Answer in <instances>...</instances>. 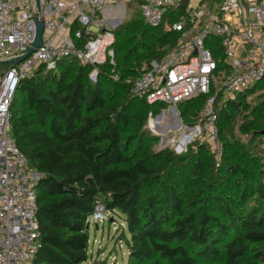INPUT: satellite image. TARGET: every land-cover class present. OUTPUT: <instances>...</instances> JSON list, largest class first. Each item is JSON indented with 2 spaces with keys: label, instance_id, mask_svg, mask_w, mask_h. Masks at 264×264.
<instances>
[{
  "label": "trees",
  "instance_id": "trees-1",
  "mask_svg": "<svg viewBox=\"0 0 264 264\" xmlns=\"http://www.w3.org/2000/svg\"><path fill=\"white\" fill-rule=\"evenodd\" d=\"M130 4L139 12L137 2ZM182 11V5L169 8L158 26L147 25L139 12L138 25L122 27L120 34L136 31L139 38L131 35L127 47L120 44L129 65L118 83L105 80L113 67L108 56L97 65L95 82L88 79L90 65L68 56L55 69L42 66L18 83L9 107L10 135L27 165L43 173L30 264H83L89 240L84 219L97 201L125 222L126 264H264V175L251 148L223 133L240 114L244 133L264 131V77L217 109L218 165L203 142L187 154L151 152L141 131L147 113L166 104L134 96L131 83L174 45L170 24ZM89 38L82 32L76 46L83 48ZM257 94L260 101L250 106L245 98ZM202 102L199 96L176 106L192 118ZM131 105L140 111L130 113Z\"/></svg>",
  "mask_w": 264,
  "mask_h": 264
},
{
  "label": "built area",
  "instance_id": "built-area-1",
  "mask_svg": "<svg viewBox=\"0 0 264 264\" xmlns=\"http://www.w3.org/2000/svg\"><path fill=\"white\" fill-rule=\"evenodd\" d=\"M0 0V61L24 55L35 39V21H43L40 45L13 66L0 65V264H30L37 247L36 186L43 173L29 167L10 135L9 107L20 80L36 70L55 69L64 57L91 66L109 57L110 30L89 33L96 15L108 7L137 2L144 22L158 26L169 8L183 6L170 24L174 45L151 60L131 83V93L147 103L171 108L182 101L203 97L192 118L194 132L208 145L218 165L222 144L217 109L227 100L252 89L264 77V0ZM76 23L79 27L70 31ZM89 39L78 48L75 39ZM218 54L216 60L214 54ZM222 62V67L218 62ZM104 204L97 201L85 219L88 227L103 223Z\"/></svg>",
  "mask_w": 264,
  "mask_h": 264
},
{
  "label": "rangeland",
  "instance_id": "rangeland-1",
  "mask_svg": "<svg viewBox=\"0 0 264 264\" xmlns=\"http://www.w3.org/2000/svg\"><path fill=\"white\" fill-rule=\"evenodd\" d=\"M194 4L195 0H190ZM44 0H42V4ZM140 13L135 5L127 4L124 7L116 6L111 12L98 13L94 18L95 26H90L89 33H97L101 31H114L111 47L113 57V67L106 71L105 80L110 83L119 82L118 74L123 70L124 65L129 62H123L121 59L122 49L127 47L129 36L134 35L137 40L139 34L136 31L123 32L120 34L122 27L130 25L135 27L138 25ZM120 44L123 48L120 50ZM112 49V48H111ZM106 61V57L101 63ZM129 81V77L127 79ZM116 88L113 92H116ZM262 91V90H261ZM260 91V92H261ZM119 93V92H118ZM264 96V92H263ZM250 106H255L260 101V96L248 95L245 98ZM133 101V99H132ZM139 112V106H132L130 113ZM187 109L183 106L171 108L169 105L164 106L157 112L149 111L146 115V121L141 127V131L148 137L149 149L151 152H161L163 150L170 151L174 155L187 154L194 151L197 144L201 143L200 137L194 132L195 121L191 117H187ZM243 114L233 117L231 125L223 129V133L227 139L234 141L238 145H244L251 148L252 153L257 157L256 161L260 171L264 175V131L258 135L251 136V133H244L240 129V121L243 120ZM161 116V117H159ZM187 137H189L187 139ZM163 154H161L162 156ZM215 161V160H214ZM216 163V162H215ZM252 201V198L249 199ZM126 236V226L122 216L115 212H106V218L103 223H97V227L93 224L88 226V257L83 264H126L127 248L121 240V235ZM198 264H210L206 261H198Z\"/></svg>",
  "mask_w": 264,
  "mask_h": 264
},
{
  "label": "water",
  "instance_id": "water-1",
  "mask_svg": "<svg viewBox=\"0 0 264 264\" xmlns=\"http://www.w3.org/2000/svg\"><path fill=\"white\" fill-rule=\"evenodd\" d=\"M35 4H36V8L39 11L40 10V0H35ZM35 30H36V34H35V39L31 45V47L27 50V52L17 58H10L7 60H3L0 61V64L2 65H7V66H13L15 64H17L18 62L22 61L24 58H26L30 53H32L39 45L41 42V34H42V30H43V21L40 19H37L35 21ZM161 117V116H159ZM189 137H187L188 139ZM95 227H97V225H95Z\"/></svg>",
  "mask_w": 264,
  "mask_h": 264
},
{
  "label": "crops",
  "instance_id": "crops-1",
  "mask_svg": "<svg viewBox=\"0 0 264 264\" xmlns=\"http://www.w3.org/2000/svg\"><path fill=\"white\" fill-rule=\"evenodd\" d=\"M113 8L114 7H108V8L105 9V12H109V11L111 12V9H113Z\"/></svg>",
  "mask_w": 264,
  "mask_h": 264
}]
</instances>
